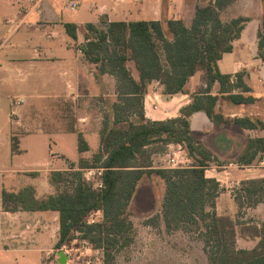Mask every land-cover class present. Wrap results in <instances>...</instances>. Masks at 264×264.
<instances>
[{
    "label": "trees",
    "instance_id": "trees-1",
    "mask_svg": "<svg viewBox=\"0 0 264 264\" xmlns=\"http://www.w3.org/2000/svg\"><path fill=\"white\" fill-rule=\"evenodd\" d=\"M236 0H215L197 7L193 21H112L85 26L81 51L87 62L95 64L100 74L116 80L118 100L112 114L105 116L100 131L101 147L91 160L81 158L78 170L52 171L49 179L58 193L37 198L32 186L19 192L2 193L5 211L59 213L60 232L56 248L80 238L104 250L106 264H115L121 246L133 241V222L128 211L140 181L145 175L159 176L165 183L161 212L146 221L158 227L163 221L167 231L197 233L204 242L209 264H264V222L253 228L251 238L258 240L250 249L238 248V223L217 212L221 183L206 176L210 164L218 163L212 151L194 134L190 117L205 112L215 128L237 126L257 129L260 119L225 117L218 105L228 100L245 106L260 99L245 81L247 71L233 76L224 74L219 61L234 51V42L242 38L249 21L235 17L225 22L222 12ZM67 33L78 39V26L66 23ZM259 56L264 59V0L262 28L257 33ZM205 73L203 91L191 96V102L175 118L153 121L144 110L148 86L159 81L168 97L186 93L190 79ZM218 84L219 89L214 92ZM240 89L242 93H235ZM80 153L89 146L83 134L78 135ZM152 144H182L193 165L184 168L152 166L146 149ZM18 143L13 144L17 150ZM264 156V138H249L238 156L240 165L260 162ZM103 168L102 187L86 182L84 170ZM34 174V173H33ZM73 187L70 189L68 185ZM239 212L264 203V178L243 180L234 193ZM101 211L103 219L89 222L92 213ZM246 236V234H244Z\"/></svg>",
    "mask_w": 264,
    "mask_h": 264
},
{
    "label": "crops",
    "instance_id": "crops-1",
    "mask_svg": "<svg viewBox=\"0 0 264 264\" xmlns=\"http://www.w3.org/2000/svg\"><path fill=\"white\" fill-rule=\"evenodd\" d=\"M72 2L78 3L74 10L71 9ZM56 3L57 0H0V52L7 46L12 35L14 37L22 26L25 28L23 35L18 36L17 40L9 45L10 54L13 55L7 60H2L0 68L12 67L14 71L20 73L24 69L31 71L29 72L30 77L36 79L24 83L29 87L39 104L36 109H14L10 118L5 119L0 116V142L2 138L4 140L9 137L12 156L18 158L23 152L26 153L20 146L21 139L25 136L46 134L58 138L59 135H66L70 132L77 134L76 160L68 158L65 150H62L63 152L58 154H51L52 161L46 163L50 164V168L45 171L20 167L10 170L11 173H16L18 176L22 174L31 176L35 183L42 178L43 173L46 174L48 181L43 184L31 185L35 188L36 197L39 199L48 197L41 196L42 190L49 191V196L54 195L51 192L55 186L49 179L52 171L76 170L77 168L72 166L74 163L81 158H90L101 147L99 134L97 144L90 140L92 138H90L92 128L90 121L83 123L89 120L88 115L83 118L70 119V117H77L81 111L77 105L83 101L89 103L88 101L93 97H102L106 100L109 97H117L115 78L109 74H100L98 67L87 62L84 58L81 45L85 42V26L88 23L100 25L102 20L107 22L137 20L166 22L172 19L183 20L186 25H190L198 5L195 0H180V18L171 15L169 18L166 16L165 19L164 0H70L67 8L73 12L78 8L81 9L68 19L57 8ZM176 5L177 0H169L167 12L170 13ZM188 15L190 18H187ZM66 23H74L78 26L77 40L67 33ZM8 25H11L7 29L8 35L6 34L3 38L2 32ZM253 25L255 32L249 39L248 32ZM261 28L262 17L260 21L250 18L242 38L234 42V51L223 55L219 61V68L222 73L232 75L234 81L237 73L247 71L245 81L252 88V92L248 94H252L260 99L259 101L264 102V59L259 56L257 38V33ZM256 59L262 60L260 67L255 65ZM205 78L204 72L196 73L187 84L186 93L171 97L164 94V86L159 81H153L149 84L144 97L146 117L153 121H162L180 116V109L192 101L191 96L205 88ZM218 89L217 84L214 92H217ZM239 92L242 93L240 89L235 90V93ZM20 100L23 102L19 105L16 104L19 100L13 103L14 108L25 102L24 99ZM259 101L240 106L228 100H221L218 108L221 109L225 117L235 119L248 116L260 119L264 124V109L257 111L255 107ZM190 122L194 134L222 163L221 165L216 164L221 169L220 171L215 170L217 174H224L227 176L226 179H233L232 182L237 185H240L243 180L264 177V156L260 162L252 165H240L237 162V158L245 150L249 138H264V126L257 129H242L237 126H224L217 129L208 115L202 111L193 114L190 117ZM96 124L100 126L101 122H96ZM9 127H11L10 136H8ZM99 128L101 131L102 127ZM11 133H14L13 136ZM80 133L83 134L89 146V150L84 153H80L78 149ZM13 138H16L18 143L15 151L12 144ZM170 145H168L169 148H171ZM188 158L190 159L189 156ZM67 160L70 161L69 165ZM56 161L61 165L58 162L55 163ZM213 170L208 169L206 176L217 179L222 185L228 182L219 179L216 174L210 176L208 173H213ZM252 172L256 175H253ZM59 232L58 212H8L3 208L1 195L0 256L7 259L5 264H43L44 252L56 248Z\"/></svg>",
    "mask_w": 264,
    "mask_h": 264
},
{
    "label": "rangeland",
    "instance_id": "rangeland-1",
    "mask_svg": "<svg viewBox=\"0 0 264 264\" xmlns=\"http://www.w3.org/2000/svg\"><path fill=\"white\" fill-rule=\"evenodd\" d=\"M68 1L70 0H57L56 6L65 14L68 19H70L71 16L75 13H78L81 8H78L74 12L71 11L69 8H67ZM179 1L180 0H177V5L173 8L175 11L173 12L172 10L169 13V11L167 12L169 0H164L163 8L165 19L167 18L166 16L169 18L171 15H173L172 17L177 16L180 18ZM195 1L196 3L198 2L197 7L212 2V0ZM235 17H246L248 19L253 18L260 21V18L262 17V0H236V2L231 7L222 12V18L225 22ZM187 18H190V15H188ZM104 21L107 22L106 20ZM103 24L104 22H100L101 26ZM9 27H11V25H8L4 32H2L3 38L6 36L7 29H9ZM254 30L255 27L253 25L248 32L249 39L254 34ZM24 31L25 28L22 26L20 31L15 34L16 36L14 35L13 37L12 35L10 37L7 46L0 52V63L2 60H7L8 57L13 55L12 53L10 54L11 48H9V45L13 44L14 41L17 40L18 36H22ZM254 62L256 67H260L262 64L261 59H256ZM29 72L31 71L28 69H24L23 72L20 73L14 71L12 67H9L8 69L0 68L1 118H10L14 109L18 110L20 108H25L29 110L36 109L39 106L29 87L24 83L25 81L31 82L36 79L35 77H30L31 74H29ZM257 85L259 84L257 83ZM115 92L117 94L116 85ZM20 99H24L25 102L22 105L14 108L13 103ZM107 99L108 100L102 97H93L88 101L89 103L83 101L77 105L78 109L81 110L77 114V117H70L72 120L73 118H83L84 116L88 115L89 120L83 123H89L90 121V124H92L90 135V138H92L90 140L96 144L98 142L97 136L98 134L100 135L99 127L103 126L105 116L107 114H112L113 104L118 100V97H109ZM255 107L257 108V111H262V109H264V102L262 100L259 101ZM96 122H101L100 126L96 124ZM9 128L8 136H10L11 127ZM11 134L13 136L14 133ZM21 142V149H24L26 153L23 152L18 158H14L12 156L9 137L8 139L5 138L4 140L2 138V141L0 142V199L4 190L8 192H17L25 187L31 186L32 184H43L48 181V177L44 173L42 174V178L38 180L37 183H35L31 176H25L24 174L18 176L16 173H11L10 170L20 167L28 170L31 169L45 171V169L50 168V164L46 163L52 161L51 154H58L59 152H63L62 150H65L68 158L74 160L77 158L78 152L76 150V133L70 132L66 135H59L58 138L55 136L50 137L46 134L28 135L22 138ZM15 143H17L16 138H13L12 144ZM183 147L186 150L184 145ZM95 149H97V146H95ZM175 150L177 149L169 148V146H163L162 144H152L146 149V155L150 156L152 166L156 169H159L168 167L170 165L169 159L171 158L172 152ZM94 155L95 154H92L88 159L91 160ZM184 157H188V152L180 154L178 159L182 160ZM57 162L58 161L55 163ZM69 162L70 161L67 160L68 165ZM58 163L61 165L60 162ZM216 164L221 165L222 163L218 161V163L210 164L208 169L214 170L213 173L210 172L208 174L210 176L216 174L219 179L228 181L221 187V194L217 199V212L221 216H230L238 223L237 247L245 249L253 248L257 244L258 240H253L251 238V233H253V228L255 226H259L262 222H264V203L258 205L255 208H245L242 212V215L238 214L239 207L234 200V193L237 191L240 185L233 183V179H226L225 177L227 176L224 174H217L215 170L218 169L220 171L221 169H219ZM192 165L193 161L190 159L186 166L190 167ZM72 166L79 169V161L74 163ZM85 170L84 175L86 173ZM84 177L86 178V176ZM95 177L98 178V176ZM89 183L93 185V182L90 181ZM72 187L73 186L71 184L68 185V188L71 189ZM48 192L49 191L42 190L41 196H49L50 193ZM51 193L57 194L58 189L54 187ZM164 193L165 183L159 176L155 175L149 177L145 175L140 181L137 191L128 208L130 213L129 218L133 222L134 226L133 241H131L129 245L124 244L121 246L116 256L115 264H209L208 256L204 251V242L197 233H188L182 230L169 232L167 231L162 220L161 225L158 227H153L146 224L148 219L161 212ZM102 219L103 214L97 211L92 213L89 220L92 222L100 221ZM244 234H246V236ZM80 235L81 234L78 233L77 238L69 244L72 245L71 248L73 247L75 251H77V255L81 257L79 264H92V252L88 251L86 248H92L93 245L86 244L84 242L85 240L80 238ZM99 250H101L103 253L104 258V250L100 248ZM6 260L7 259L4 256H0V264L7 263Z\"/></svg>",
    "mask_w": 264,
    "mask_h": 264
},
{
    "label": "built area",
    "instance_id": "built-area-1",
    "mask_svg": "<svg viewBox=\"0 0 264 264\" xmlns=\"http://www.w3.org/2000/svg\"><path fill=\"white\" fill-rule=\"evenodd\" d=\"M78 6L77 2H72L71 3V9L74 10ZM23 100H19L16 102L17 105L22 103ZM171 148H176L177 150L173 151L171 154V158L169 159V166L164 167V168H184L187 167L186 164L190 161L188 157H184L182 160H179V156L182 153H187L186 150L184 149L182 144H172L170 145ZM85 176L87 179V182H93V186L96 188L102 187L103 182H102V174L104 169L103 168H94V169H87L85 170ZM95 176H98L96 178ZM222 185V184H221ZM101 212V211H99ZM90 223H93L95 221H90ZM86 244L89 245L87 241H84ZM73 244V243H72ZM71 244H65L62 245L60 248H55L49 251L44 252V255L42 257L43 264H61L60 263V253L62 252L67 256L66 264H79L81 257L77 255V251L72 247ZM86 247V246H85ZM84 247V248H85ZM71 248V249H70ZM88 251L92 252V264H105L104 258H103V253L99 249L95 248H86ZM101 253V254H100ZM91 264V263H87Z\"/></svg>",
    "mask_w": 264,
    "mask_h": 264
},
{
    "label": "water",
    "instance_id": "water-1",
    "mask_svg": "<svg viewBox=\"0 0 264 264\" xmlns=\"http://www.w3.org/2000/svg\"><path fill=\"white\" fill-rule=\"evenodd\" d=\"M60 263L61 264H66V260H67V256L65 254H63L62 252L60 253Z\"/></svg>",
    "mask_w": 264,
    "mask_h": 264
}]
</instances>
